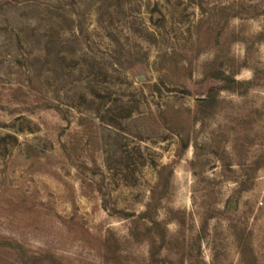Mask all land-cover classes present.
I'll return each mask as SVG.
<instances>
[{"label":"rangeland","instance_id":"rangeland-1","mask_svg":"<svg viewBox=\"0 0 264 264\" xmlns=\"http://www.w3.org/2000/svg\"><path fill=\"white\" fill-rule=\"evenodd\" d=\"M0 264H264V0H0Z\"/></svg>","mask_w":264,"mask_h":264},{"label":"trees","instance_id":"trees-1","mask_svg":"<svg viewBox=\"0 0 264 264\" xmlns=\"http://www.w3.org/2000/svg\"><path fill=\"white\" fill-rule=\"evenodd\" d=\"M218 90H216V89H214L213 90V94L215 93V92H217ZM199 103H204L205 104V101L204 100H201ZM188 147V142H185L184 144H183V150H185L186 148Z\"/></svg>","mask_w":264,"mask_h":264}]
</instances>
